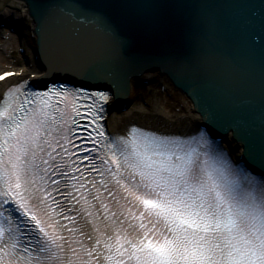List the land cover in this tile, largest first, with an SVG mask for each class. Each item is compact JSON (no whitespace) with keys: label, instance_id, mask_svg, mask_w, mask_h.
I'll return each instance as SVG.
<instances>
[{"label":"snow or ice","instance_id":"obj_1","mask_svg":"<svg viewBox=\"0 0 264 264\" xmlns=\"http://www.w3.org/2000/svg\"><path fill=\"white\" fill-rule=\"evenodd\" d=\"M62 87L0 107V264H264V177L154 134L81 148L97 105Z\"/></svg>","mask_w":264,"mask_h":264},{"label":"water","instance_id":"obj_2","mask_svg":"<svg viewBox=\"0 0 264 264\" xmlns=\"http://www.w3.org/2000/svg\"><path fill=\"white\" fill-rule=\"evenodd\" d=\"M66 1L47 0L43 9L61 6L64 18H70ZM102 2L94 7L89 3L83 14L89 8L106 11L98 22L105 24L104 35L113 48L129 53L130 67L156 65L168 70L208 120L238 130L246 147L259 151L264 141V0ZM40 40L39 48L46 49ZM90 57L86 62L81 55L71 54L70 72V68L60 70L64 69L61 58L47 69L52 73L58 68L72 77V72H80V65L105 67L97 61L98 54ZM226 138L237 145L230 136Z\"/></svg>","mask_w":264,"mask_h":264},{"label":"bare ground","instance_id":"obj_3","mask_svg":"<svg viewBox=\"0 0 264 264\" xmlns=\"http://www.w3.org/2000/svg\"><path fill=\"white\" fill-rule=\"evenodd\" d=\"M4 4H8L10 6H13V5L17 6L18 5L22 9L23 12L25 11V8H26L24 2L17 1V0H0V7ZM21 12L18 13V12H11L9 10H6V11H4L3 16L10 15L13 17L12 20L14 18L19 19V18H21V16H23L26 20L25 15ZM26 22L28 23V19L26 20ZM29 26H30V28L33 27V25L30 23H29ZM31 32H32L31 29H30V31L27 32L28 37H29ZM26 42L28 45H31L34 43V42H32V40H30V37L28 40H26ZM27 58H28V60L31 59V57L29 59V56ZM31 61H32V59H31ZM20 67H24V66H20ZM27 71H29V73H31V72L36 73L37 76L46 75V74L50 73V72H48L47 65L46 66L42 65V64H40V62H35L33 64V66ZM22 75L24 77V75H27V72H22ZM144 75H145L144 77L139 76L138 78L130 79L129 93H128L127 98H124L122 100L121 99L114 100L110 103V108H109L110 112L108 113V116L106 119L108 128L112 132H122L135 119L138 124L144 125L148 128L160 129V130H162L164 132H168V133L179 132V131L183 132L186 130H191V128L195 126V124L194 125L192 124V122L194 121V117L198 118V114H194L193 111L191 112V105L188 102L184 101L183 104L181 105V103H178V100H176V98H174V97H172L170 100L163 98V100L165 102L164 105H162L161 103L156 104L152 99H148V100L146 99V102L148 103L146 105L147 107L146 106L145 107L144 106H140V107L133 106L131 109L123 110L125 108L126 103L128 101H131L134 98V96L138 93L135 88H137V86L140 84V82L142 80H145V79L151 78V77L152 78L158 77V79L160 81L165 79L163 76H159L157 73H146ZM7 85H8V82L0 84V96H1V92H2L3 88H5ZM171 92H173L174 96L179 95L177 92L173 91L172 89H171ZM170 102H172L174 104L173 107L178 106L179 109L183 110L182 108H184V110H186L188 113H191V114H188L191 119L190 120H184V121H179L176 119H170V117H168L170 113L167 112V110H166V104L170 103ZM118 108L120 109L119 111H117ZM177 115H179V114H177ZM165 118H167V120ZM263 140H264V135H263ZM228 143L232 147L235 146L230 142H228ZM241 151L242 150L239 148V152H241Z\"/></svg>","mask_w":264,"mask_h":264},{"label":"rangeland","instance_id":"obj_4","mask_svg":"<svg viewBox=\"0 0 264 264\" xmlns=\"http://www.w3.org/2000/svg\"><path fill=\"white\" fill-rule=\"evenodd\" d=\"M8 20V21H7ZM5 20L7 23H9V19ZM13 26H18V24H12ZM18 45H22L24 47V42H18L15 39V36L11 35L7 31L6 28H0V70L3 66L9 65V64H17L22 63L21 58L17 57L16 50ZM27 48V47H26ZM154 92V99L158 98L157 88L152 90ZM143 93V92H142ZM145 93V92H144ZM139 100V95H137V101H132V105L136 104Z\"/></svg>","mask_w":264,"mask_h":264}]
</instances>
